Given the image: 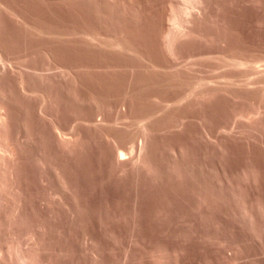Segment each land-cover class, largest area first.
Listing matches in <instances>:
<instances>
[{
	"label": "rangeland",
	"instance_id": "1",
	"mask_svg": "<svg viewBox=\"0 0 264 264\" xmlns=\"http://www.w3.org/2000/svg\"><path fill=\"white\" fill-rule=\"evenodd\" d=\"M184 3L0 0L17 180L36 209L65 208L43 222L66 264H264V0ZM4 225L8 263L28 232Z\"/></svg>",
	"mask_w": 264,
	"mask_h": 264
},
{
	"label": "bare ground",
	"instance_id": "2",
	"mask_svg": "<svg viewBox=\"0 0 264 264\" xmlns=\"http://www.w3.org/2000/svg\"><path fill=\"white\" fill-rule=\"evenodd\" d=\"M182 1H184L188 6H192L193 8L196 6V7H200V5L203 3V2H205V0H182ZM219 1V0H218ZM232 1V0H231ZM253 1V0H252ZM263 1V0H262ZM184 3V4H185ZM211 3V2H210ZM259 3V2H258ZM204 4V3H203ZM201 6H203V5H201ZM209 7H211V6H209ZM206 8V7H205ZM178 9V8H177ZM200 9H201V7H200ZM187 10V9H186ZM189 10V9H188ZM198 10V9H197ZM208 10V9H207ZM219 10V9H218ZM227 10V9H226ZM196 11V10H195ZM202 11V10H201ZM187 12V11H186ZM198 12V11H197ZM259 12H261V11H259ZM182 13V12H181ZM189 14H190V12H188ZM199 13V12H198ZM195 14V13H194ZM193 15V14H192ZM204 15H205V13H204ZM203 15V16H204ZM261 15V14H260ZM181 16V15H180ZM208 17V16H207ZM175 18V17H174ZM222 18V17H221ZM264 18V17H263ZM210 19V18H209ZM175 20H176V18H175ZM214 20V19H213ZM220 20V19H219ZM259 20V19H258ZM177 21V20H176ZM175 22V21H174ZM215 23V22H214ZM174 24H176V23H174ZM180 33V32H179ZM185 34V33H184ZM187 34V33H186ZM198 35V34H197ZM190 36H192V35H190ZM203 36V35H202ZM183 37V36H182ZM186 37V36H185ZM174 38V37H173ZM179 38V37H178ZM200 38V37H199ZM171 41H173V40H171ZM114 44V43H113ZM117 44H118V42H117ZM257 57V56H256ZM4 58V57H3ZM259 58V57H258ZM227 59V58H226ZM235 59V58H234ZM238 59V58H237ZM252 59V58H251ZM254 59V58H253ZM233 62H231L230 64H233L234 63V65L236 64V65H242V66H245V68L248 66L249 67V64L251 63V65H253V66H251L250 65V67H252V68H255L256 69V67L257 66H255V64H254V62L256 63V61H254V60H252V61H249V64L247 65L246 63H248V62H246V61H241V60H232ZM248 61V60H247ZM6 64V63H5ZM243 64H245V65H243ZM247 65V66H246ZM256 65H258V59H257V64ZM261 65V64H260ZM263 65V64H262ZM22 66V65H21ZM255 66V67H254ZM264 66V65H263ZM262 66V67H263ZM3 67V66H2ZM236 67V66H235ZM241 67V66H240ZM233 68H234V66H233ZM232 68V69H233ZM239 68V67H238ZM244 68V67H243ZM231 69V68H230ZM250 69V68H249ZM254 70V69H253ZM257 70H258V68H257ZM10 71V70H9ZM259 71H261V70H259ZM258 71V72H259ZM2 72V71H1ZM255 72H256V70H255ZM262 72V71H261ZM250 73V72H249ZM253 73V72H252ZM23 74V73H22ZM255 74V73H254ZM259 74V73H258ZM264 74V73H263ZM251 75V74H250ZM257 75V74H256ZM255 75V76H256ZM260 75V74H259ZM251 77V76H250ZM262 75H261V79H262ZM243 78H244V75H243ZM252 78V77H251ZM251 78H250V82H251ZM255 79H256V77H254ZM260 78V77H259ZM248 79V78H247ZM258 79V78H257ZM260 79V80H261ZM264 79V78H263ZM233 80V79H232ZM239 80V79H238ZM20 81V80H19ZM227 81V80H226ZM249 81V80H248ZM232 82V81H231ZM237 82V81H236ZM241 82V81H240ZM263 82V81H262ZM199 83V82H198ZM197 83V84H198ZM201 83H202V81H201ZM233 83V82H232ZM235 83V82H234ZM244 83V82H243ZM246 83H248V82H246ZM258 83V82H257ZM264 83V82H263ZM213 84V83H212ZM215 84V83H214ZM251 84V83H250ZM209 85V84H208ZM232 85V84H231ZM237 85V84H236ZM242 85V84H241ZM249 85V84H248ZM263 85V84H262ZM22 86V85H21ZM201 86V85H200ZM203 86V85H202ZM254 86H255V84H254ZM257 86V85H256ZM255 86V87H256ZM233 87V86H232ZM249 87V86H248ZM263 87V86H262ZM1 88V87H0ZM20 88V87H19ZM22 88H23V86H22ZM21 88V89H22ZM195 88V87H194ZM244 88V87H243ZM254 88V87H253ZM261 88V87H260ZM25 89V88H24ZM24 89H22V91L24 90ZM29 89V88H28ZM256 89V88H255ZM2 90V89H1ZM20 90V89H19ZM18 90V91H19ZM263 90V89H262ZM3 91V90H2ZM4 91H5V89H4ZM26 91V90H25ZM24 91V92H25ZM28 91V90H27ZM196 91V90H195ZM202 91V90H201ZM23 92V93H24ZM260 92V91H259ZM30 95H31V93H30ZM29 95V96H30ZM187 95V94H186ZM190 95H192V94H190ZM27 96H28V94H27ZM34 96V95H33ZM213 96V95H212ZM6 97H8V96H6ZM20 97V96H19ZM27 98V97H26ZM189 98V97H188ZM44 99V98H43ZM183 99V98H182ZM13 100V99H12ZM11 100V101H12ZM21 100V99H20ZM175 100V99H174ZM188 100V99H187ZM3 101V100H2ZM15 101V100H14ZM43 101V100H42ZM1 102V101H0ZM4 102V101H3ZM0 103V229H2L1 227L4 225V221L6 222V224L7 225H4L6 228H7V226H9L10 227V229H11V227H12V229L11 230H13V232H11L10 230H9V227H8V232L7 233H9V231L11 232V234L13 235V234H15L16 236L18 235L17 233H21V231L22 230H25V231H27L28 233H26L25 234V232H24V235H21V234H23V233H21L20 234V237L22 238L23 236L25 237L27 234H28V237L27 238H25L26 240H28L29 241V244L27 245V243L26 242H24L25 240H24V237L21 239H19V240H23V241H20V242H13V241H10V242H12L11 244H9V246H11L10 248H12L13 250H12V254L13 255H11L10 254V256H8V257H5V258H8L9 259V262H10V264H66V250L65 249H63L62 248V246L60 245V243H61V238L62 237H60V235H61V233H62V230L60 229V228H58V230L56 229V232L55 233H57L56 235H57V240H58V244H57V246H55V248H53V249H50L49 247H47V238H48V233L47 232H49V231H47V227L49 226V224H50V227L49 228H52V226H53V229H54V227L55 226H57V225H53V223H52V226H51V223L49 222V224H46V222H43L44 220L43 219H46L45 221H47L48 219L46 218V217H48L49 219H50V217H52V220H57V219H55V218H60V216H63L61 213L62 212H60L59 210L62 208H64V207H59V210L58 209H55L57 206H56V204H55V208H53V205L54 204H52L51 203V201H50V203H51V206L52 207H50L49 206V208H46V206L48 205V204H46L45 205V203H44V205H45V208H42L43 206H42V204L39 206V208H35L34 206H33V204L31 203V202H33L34 203V201L31 199L30 200V198L29 197H31L30 196V193H32V190L31 189H29L30 187L28 186H24V184H22V181H21V183L17 180L18 178V176L17 175H19L17 172H18V170L20 169V164H21V162L23 161H21V155H20V152L18 151V149H20V148H18V146H20V145H15L16 143H18V140H16V139H18V137L14 140L13 139V137H15V136H13V135H15V134H18V133H20V132H17V127L15 128V126L16 125H14V122H13V120H12V116L10 115L11 113L9 112V110L10 109H8V107L5 105V102L4 103ZM18 102H20V101H18ZM15 103V102H14ZM22 103V102H21ZM32 103V102H31ZM40 103V102H39ZM178 103V102H177ZM177 103H176V105H177ZM6 104H8V103H6ZM24 104V103H23ZM26 104V103H25ZM30 104V103H29ZM18 105H20V104H18ZM39 105V104H38ZM168 105H169V102H168ZM14 106V105H13ZM263 106V105H262ZM261 106V107H262ZM253 107V106H252ZM27 108H29V107H27ZM234 108V107H233ZM236 108V107H235ZM258 108V107H257ZM22 109H23V106H22ZM44 109V108H43ZM261 109V108H260ZM12 110V109H11ZM26 110V109H25ZM28 110V109H27ZM42 110V109H41ZM258 110V109H257ZM15 111V110H14ZM18 111V110H17ZM239 111V110H238ZM246 111V110H245ZM250 111V110H249ZM261 111H263V110H261ZM260 111V112H261ZM13 112V111H12ZM22 112V111H21ZM42 112V111H41ZM242 112H244V111H242ZM251 112V111H250ZM256 112V110L254 111V113ZM26 113H28V112H26ZM25 113V114H26ZM37 113H39V112H37ZM252 113H253V111H252ZM259 113V112H258ZM262 113V112H261ZM260 113V114H261ZM16 114V113H15ZM28 114H30V113H28ZM43 114V113H42ZM41 114V115H42ZM235 114V113H234ZM240 114V113H239ZM262 115V114H261ZM20 116V115H19ZM26 116V115H25ZM30 116V115H29ZM241 117V116H240ZM253 117V116H252ZM261 117H263V116H261ZM13 118H15V117H13ZM235 118V117H234ZM239 118V117H238ZM257 118V117H256ZM264 118V117H263ZM262 118V119H263ZM17 119V118H16ZM32 119V118H31ZM48 119V118H47ZM250 119V118H249ZM252 119V118H251ZM18 120H19V118H18ZM24 120V119H23ZM43 120V119H42ZM78 120V119H77ZM21 121V120H20ZM244 121V120H243ZM242 121V122H243ZM246 121V120H245ZM252 121H253V119H252ZM22 122V121H21ZM26 122V121H25ZM258 122V121H257ZM30 123V122H29ZM246 123V122H245ZM254 123V122H253ZM21 124V123H20ZM31 124V123H30ZM225 124V123H224ZM249 124V123H248ZM261 124V123H260ZM264 124V123H263ZM77 125V124H76ZM254 125H256V122H255V124ZM240 125H238V127H239ZM23 127V126H22ZM77 127V126H76ZM224 127H225V125H224ZM241 127V126H240ZM19 128V127H18ZM24 128V127H23ZM25 128H27L26 126H25ZM60 128V127H59ZM257 128V127H256ZM62 129V128H61ZM75 129V128H74ZM244 129V128H243ZM248 129V128H247ZM259 129V128H258ZM54 130H56L55 128H54ZM59 130V129H58ZM249 130V129H248ZM19 131H21V129H19ZM28 131V130H27ZM73 131V130H72ZM223 131V130H222ZM225 131V130H224ZM236 131V130H235ZM22 132V131H21ZM56 132V131H55ZM59 132V131H58ZM57 132V133H58ZM79 132H80V130H79ZM64 133V132H63ZM222 133H224V132H222ZM241 133V132H240ZM27 134V133H26ZM74 134V133H73ZM230 134V133H229ZM31 135V134H30ZM59 135V134H58ZM63 135V134H62ZM17 136V135H16ZM28 137V136H27ZM44 137V136H43ZM59 138H58V141L60 140L61 142H67L68 143V141H70L69 139H66L65 138V136L64 137H61V135L60 136H58ZM25 138V137H24ZM26 139V138H25ZM33 139V138H32ZM44 139H46V138H44ZM52 139V138H51ZM78 139V138H77ZM16 142H14V141ZM72 140V139H71ZM49 141V140H48ZM59 141V142H60ZM60 142V143H61ZM71 142V141H70ZM21 143H22V140H21ZM32 143V142H31ZM58 143V142H57ZM79 143V142H78ZM20 144V143H19ZM23 144V143H22ZM49 144V143H48ZM62 144V143H61ZM24 145V144H23ZM22 145V146H23ZM28 145V144H27ZM70 145V144H69ZM133 145V144H132ZM29 146V145H28ZM59 146V145H58ZM21 147V146H20ZM60 147V146H59ZM82 147V146H81ZM73 148V147H72ZM22 149V148H21ZM68 149V148H67ZM71 149V148H70ZM120 149V148H119ZM125 149V148H124ZM75 150V149H74ZM131 150V149H130ZM72 151V150H71ZM121 151V150H120ZM28 152V151H27ZM113 152V151H112ZM128 152V151H127ZM25 153V152H24ZM57 153V152H56ZM72 153V152H71ZM78 153V152H77ZM122 153L123 152H121V155H120V152H119V155H118V157H117V159L119 160V161H117V162H126L125 160H127V159H124V157L122 156ZM74 154V153H73ZM109 154V153H108ZM115 154V153H114ZM113 154V155H114ZM124 154H125V152H124ZM141 155V154H140ZM76 156V155H75ZM25 157V156H24ZM27 157V156H26ZM39 157V156H38ZM109 157V156H108ZM111 157V156H110ZM141 157V156H140ZM35 158V157H34ZM77 158V157H76ZM82 158V157H81ZM113 158V157H112ZM126 158V157H125ZM128 158V157H127ZM24 159H26V158H24ZM39 161H40V159H38ZM43 160V159H42ZM79 160H81V159H79ZM79 160H78V162H79ZM110 160V159H109ZM133 160V159H132ZM35 161V160H34ZM38 161V162H39ZM114 161V160H113ZM27 162V161H26ZM44 162V161H43ZM140 162V161H139ZM51 163V162H50ZM24 164V163H23ZM45 164V163H44ZM114 164V163H113ZM123 164V163H122ZM25 165H27V163H25ZM24 165V166H25ZM76 165H78V164H76ZM22 166V165H21ZM30 166V165H29ZM118 167V166H117ZM120 167V166H119ZM124 167V166H123ZM122 167V168H123ZM29 168V167H28ZM22 169H23V166H22ZM80 169V168H79ZM120 169V168H119ZM49 170V169H48ZM47 170V171H48ZM78 170V169H77ZM21 172V171H20ZM35 172H36V170H35ZM55 172H57V171H55ZM54 172V173H55ZM79 172V171H78ZM17 173V174H16ZM26 173V175H27V172H25ZM29 173V172H28ZM46 173V172H45ZM50 173V172H49ZM59 173V172H58ZM64 174V173H63ZM23 175L24 174H22L21 176H22V178L24 179V177H23ZM32 175V174H31ZM42 175V174H41ZM48 175V174H47ZM56 175V174H55ZM58 176V175H57ZM32 177V176H31ZM35 177V176H34ZM47 177V176H46ZM51 178V177H50ZM56 178V177H55ZM27 179V178H26ZM47 179V178H46ZM20 180V179H19ZM33 180V179H32ZM27 181V180H26ZM57 181V180H56ZM24 182H25V179H24ZM23 182V183H24ZM30 182V181H29ZM40 182V181H39ZM45 182H47V181H45ZM58 182V181H57ZM44 183V182H43ZM22 184V185H21ZM26 184V183H25ZM42 185V184H41ZM35 186V185H34ZM43 186V185H42ZM53 186V185H52ZM62 186V185H61ZM48 187V186H47ZM65 187V186H64ZM38 188V187H37ZM44 189V188H43ZM251 189V188H250ZM260 189V188H259ZM258 189V190H259ZM233 190V189H232ZM255 190V189H254ZM31 191V192H30ZM74 191V190H73ZM235 191H237V190H235ZM53 192V191H52ZM213 192V191H212ZM250 192V191H249ZM258 192V191H257ZM47 193V192H46ZM211 193V192H210ZM209 193V194H210ZM216 193V192H215ZM236 193V192H235ZM64 194V193H63ZM32 195V194H31ZM50 195H52L51 193H50ZM49 195V196H50ZM56 195V194H55ZM73 195V194H72ZM219 195V194H218ZM223 196V195H222ZM33 197V196H32ZM47 197H48V195H47ZM62 197V196H61ZM66 197V196H65ZM64 197V198H65ZM71 197V196H70ZM204 197V196H203ZM228 197V196H227ZM60 198V197H59ZM206 197H204V199H205ZM54 199V198H53ZM211 199V198H210ZM225 199V198H224ZM67 200V199H66ZM230 200V199H229ZM38 201L40 202L41 200L40 199H38ZM45 201H47V200H42V202H45ZM60 201V200H59ZM258 201V200H257ZM260 201V200H259ZM49 202V201H48ZM47 202V203H48ZM55 202V201H54ZM62 202H63V200H62ZM38 203V202H37ZM36 203V204H37ZM50 203H49V205H50ZM56 203H58V202H56ZM71 203V202H70ZM74 203V202H73ZM78 203V202H77ZM36 204H34V205H36ZM59 204H60V202H59ZM63 204H64V202H63ZM80 204V203H79ZM38 205V204H37ZM61 205V204H60ZM65 206V205H64ZM33 207H34V209H36V210H34L33 209ZM48 207V206H47ZM67 207V206H66ZM76 207V206H75ZM262 208V207H261ZM253 209V208H252ZM34 210V211H33ZM64 210H65V208H64ZM69 210V209H68ZM67 210V211H68ZM61 211H63V210H61ZM34 212H35V214H37L38 216L37 217H41V218H37V217H35L36 219H39V221L40 220H42V222H39V223H36L35 222V224L34 223H32V218L34 217ZM241 212V211H240ZM245 212H247V211H245ZM254 212V211H253ZM70 215H72L73 213H70V212H68ZM251 213V212H250ZM68 215V214H67ZM66 215V216H67ZM69 215V216H70ZM263 215H264V213H263ZM33 216V217H32ZM36 216V215H35ZM246 216V215H245ZM244 217V216H243ZM252 217H254V216H252ZM262 217V216H261ZM71 218H73L72 216H71ZM246 218V217H245ZM34 219V218H33ZM63 220V219H62ZM249 220V219H248ZM73 221V220H72ZM249 222V221H248ZM261 222V221H260ZM2 223H3V225H2ZM54 223H56V221H54ZM70 223H72V222H70ZM262 223V222H261ZM61 224V223H60ZM262 225H263V223H262ZM60 226V225H59ZM58 226V227H59ZM57 228V227H56ZM254 228V227H253ZM31 230V232H30V230ZM3 230H5V229H3ZM7 230V229H6ZM55 230V229H54ZM64 230V229H63ZM256 230V229H255ZM58 231V232H57ZM61 231V232H60ZM65 231V230H64ZM1 233V232H0ZM6 233V234H7ZM54 233V234H55ZM10 234V233H9ZM8 234V235H9ZM63 234V233H62ZM133 234V233H132ZM15 235H13V236H15ZM51 235V234H50ZM65 235V234H64ZM1 236H2V234H1ZM10 236V235H9ZM261 236V235H260ZM263 236V235H262ZM3 237V236H2ZM1 237V238H2ZM18 237V236H17ZM55 237V236H54ZM53 237V238H54ZM5 238V237H4ZM8 238V237H7ZM51 238H52V236H51ZM66 238V237H65ZM64 238V239H65ZM70 238V237H69ZM136 238V237H135ZM258 238H259V236H258ZM262 238V237H261ZM12 239V238H11ZM55 239V238H54ZM137 239V238H136ZM1 240V239H0ZM4 240H6V239H4ZM15 240V239H14ZM50 240V239H49ZM53 240V239H52ZM56 240V241H57ZM75 240V239H74ZM55 241V242H56ZM65 241H67V239H65ZM64 241V242H65ZM132 241V240H131ZM134 241V240H133ZM21 242H23L24 244H25V246H23L24 244H20ZM126 242V241H125ZM8 243H9V241H8ZM14 243H15V245H14ZM49 243V242H48ZM69 243V242H68ZM4 243H2V245H3ZM55 245H56V243H54ZM87 244V243H86ZM134 244V243H133ZM27 245V246H26ZM50 245V244H49ZM5 246V248H6V245H4ZM9 246H7V247H9ZM67 246V245H66ZM74 246V245H73ZM90 247V246H89ZM84 248H85V246H84ZM132 248V247H131ZM2 249V251H3V248H1ZM1 249H0V251H1ZM154 249V248H153ZM68 250H69V248H68ZM73 250V249H72ZM93 250V249H92ZM221 250V249H220ZM1 251V252H2ZM5 251H6V249H5ZM10 251V250H9ZM132 251V250H131ZM140 251V250H139ZM97 252V251H96ZM7 253V252H6ZM68 253V252H67ZM89 253V252H88ZM94 253V254H93ZM127 253V252H126ZM173 253V252H172ZM137 254V253H136ZM91 256H93V259H97L99 256H96L97 254L95 253V252H92V254H90ZM175 255V254H174ZM4 256V254H2V257ZM7 256V255H6ZM155 256V255H154ZM171 256V255H170ZM1 257V254H0V264H8V263H6L7 261H5V259H3ZM157 257V256H156ZM92 258V257H91ZM90 258V259H91ZM130 258V257H129ZM161 258V257H160ZM172 258V257H171ZM185 258V257H184ZM79 259V258H78ZM85 259V258H84ZM92 259V260H93ZM100 259V258H99ZM126 259H128L127 258V255H126ZM177 259H178V257H177ZM176 259V260H177ZM7 260V259H6ZM160 260V259H159ZM164 260V259H163ZM182 260V259H181ZM94 261V260H93ZM97 261V260H96ZM161 261V260H160ZM170 261V260H169ZM71 262V261H70ZM152 262V261H151ZM155 262H157V260L155 261ZM179 262H180V260H179ZM234 262V261H233ZM129 263H132V262H130L129 261ZM128 262H127V260L123 263V264H129ZM160 263V262H159ZM159 263H156V264H159ZM164 263V262H163ZM78 264V263H77ZM80 264V263H79ZM95 264V263H94ZM141 264V263H140ZM155 264V263H154ZM161 264H162V261H161ZM166 264H167V262H166ZM226 264V263H225ZM231 264V263H230Z\"/></svg>",
	"mask_w": 264,
	"mask_h": 264
}]
</instances>
